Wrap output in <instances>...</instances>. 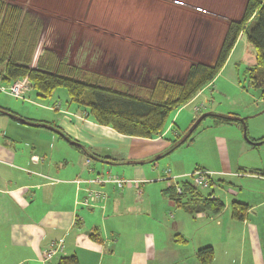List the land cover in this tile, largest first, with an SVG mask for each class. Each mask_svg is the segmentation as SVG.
<instances>
[{
  "label": "crops",
  "instance_id": "crops-1",
  "mask_svg": "<svg viewBox=\"0 0 264 264\" xmlns=\"http://www.w3.org/2000/svg\"><path fill=\"white\" fill-rule=\"evenodd\" d=\"M222 26L225 34L228 24ZM4 110L29 121L52 123L85 149L56 130L23 122ZM184 110L174 115L176 121ZM59 113V118L47 119L0 103V264H57L58 257L69 255H76L80 264H200L197 250L206 246L214 248L212 264H219V245L224 254L237 258V264H264V212L254 211L264 207V191L256 190L255 199H233L248 204L246 219L231 214L224 220L217 213L216 220H209L210 212L190 213L164 192L171 182L187 179L183 176L190 170L185 165L170 163V179L160 162L153 163L156 160L133 162L166 151L181 134V125L169 122L163 135L141 138L77 113ZM133 139L147 144L135 149ZM107 173L133 182L120 189L95 181ZM253 175L264 183V175ZM91 190H104L107 198L80 203ZM52 242L63 248L46 260ZM234 257L225 264H234Z\"/></svg>",
  "mask_w": 264,
  "mask_h": 264
},
{
  "label": "rangeland",
  "instance_id": "rangeland-1",
  "mask_svg": "<svg viewBox=\"0 0 264 264\" xmlns=\"http://www.w3.org/2000/svg\"><path fill=\"white\" fill-rule=\"evenodd\" d=\"M5 1L21 6L42 25L33 66L44 55L43 50L51 49L70 65L107 78L109 85L116 89L144 94L156 78L181 81L189 64L214 63L224 34L222 25L240 19L247 0ZM233 50L213 85L204 89L192 104L174 110L169 122L174 127L181 125L179 133H182L193 125L196 115L199 118L208 112H231L246 118L247 137L241 122L215 124L214 117L207 115L189 139L153 162H160L165 178L173 179L170 163L185 165L190 172L183 178L191 180V174L197 169L209 171L210 185L199 187L205 194L213 192L225 202L224 210L219 213L224 220L223 216H231L234 198L255 199L256 190L264 191V183L250 177L254 172L253 176L263 178L264 175V142L259 143L264 137V97L246 77L245 69L253 60L250 53L253 48L245 33L239 36ZM21 78L30 84L26 98L0 92L1 104L26 109L47 119L59 118V111L91 119L84 106L70 101L65 87H57L51 97L42 98L28 75ZM0 83L8 82L0 78ZM182 109L185 110L176 121L174 115ZM132 144L137 149L147 142L133 139ZM102 178L95 181L100 182L98 179ZM254 211L262 213L264 207ZM209 214L213 216L209 220L218 217ZM218 255L219 264L234 257L224 254L220 245ZM237 263L234 257V264Z\"/></svg>",
  "mask_w": 264,
  "mask_h": 264
},
{
  "label": "trees",
  "instance_id": "trees-1",
  "mask_svg": "<svg viewBox=\"0 0 264 264\" xmlns=\"http://www.w3.org/2000/svg\"><path fill=\"white\" fill-rule=\"evenodd\" d=\"M41 29L42 25L32 17L30 12L19 5L0 0V78L2 81L10 82L28 75L37 95L42 98L51 97L57 87H65L70 101L84 106L88 110V117L123 135L141 138L161 136L172 112L189 103L203 88L215 80L227 63L242 33H245L248 44L253 48L252 52L249 51L252 53L253 60L246 66V77L250 79L253 86L260 89L264 97V0H247L241 18L228 22L214 63L189 64L181 81L156 78L152 87L144 94L116 89L109 85L107 78L70 65L67 60L60 59L51 49L43 50L44 55L39 57L36 65L33 66L34 51L39 43ZM211 116L214 117L215 124L241 122L243 130L246 124V118L242 117L243 121H241L236 118L241 116L231 112L225 115L212 113ZM197 118L198 116L193 122ZM38 122L44 121L38 120ZM49 124L57 128L63 136L66 135L60 127ZM186 132L187 129L172 141L170 147L163 152L164 154L162 153L163 156L190 138L192 133L186 140L180 142V138ZM259 140L264 142V137ZM251 143L255 145L254 142ZM77 147L82 148L79 145ZM95 157L101 160L100 157L96 155ZM178 186L181 187V192H178ZM164 192L178 206H182L190 213L217 214L225 208L221 198L215 196L213 192L205 194L189 178L171 182ZM248 212V204L238 200L232 202L233 218L244 220ZM197 257L200 264H212L215 257L214 248L206 246L198 249ZM57 264H80V262L76 255H69L58 257Z\"/></svg>",
  "mask_w": 264,
  "mask_h": 264
},
{
  "label": "built area",
  "instance_id": "built-area-1",
  "mask_svg": "<svg viewBox=\"0 0 264 264\" xmlns=\"http://www.w3.org/2000/svg\"><path fill=\"white\" fill-rule=\"evenodd\" d=\"M28 89H30V84H28V82L23 78H18L8 83H0V92H4L15 97L26 98V92L28 91ZM89 161L90 159L88 158L86 162L89 163ZM209 174L210 172L207 170L197 169L191 175L194 184H196L197 186L208 187L211 180V175ZM98 181H100L101 183H113L120 189L123 188L125 184L133 182L132 180H128L117 175L111 176L110 173H108L106 177L98 179ZM177 190L178 192L182 191L181 187L179 186ZM82 198V200L80 199L79 201L80 203L84 205H91L96 201H104L107 198V194L104 190H91L87 191L86 194L82 196ZM62 248L63 245L60 242H52L45 251V259H52L57 254V252L62 250Z\"/></svg>",
  "mask_w": 264,
  "mask_h": 264
},
{
  "label": "water",
  "instance_id": "water-1",
  "mask_svg": "<svg viewBox=\"0 0 264 264\" xmlns=\"http://www.w3.org/2000/svg\"><path fill=\"white\" fill-rule=\"evenodd\" d=\"M7 112V114H9V115H12L13 117H15V118H18L19 120H21V121H23V122H29V123H31V124H34V125H41V126H45V127H47V128H51V129H53V130H56L57 131V128H55V127H53L52 125H50V124H48V123H45V122H34V121H29V120H25L24 118H21V117H19V116H17V115H15V114H13V113H11V112H8V111H6ZM213 112H208V113H205V114H203V115H201L199 118H197L196 119V121L193 123V125L188 129V131L180 138V142H183L184 140H186L187 138H188V136L194 131V129L196 128V126L199 124V122L203 119V118H205L207 115H211ZM218 114V113H217ZM219 115H225V114H219ZM236 118H238V119H240L241 121H243V118L242 117H236ZM57 132H59V131H57ZM69 141H71L73 144H76V145H79V146H81L82 148H84V146L81 144V143H79V142H77V141H75V140H73V139H71L70 137H68L67 135H64ZM244 136L245 137H247V128H246V124L244 125ZM261 141H259V143H260ZM255 143V142H254ZM85 149V148H84ZM88 154L91 156L92 154L91 153H89L88 152ZM164 154V153H163ZM163 154H158L157 156H155V157H153V158H151V159H149V160H145V161H133V162H136V163H141V162H149V161H153V160H157V159H159L160 157H162L163 156ZM94 158H97V157H95L94 155H92ZM98 159V158H97ZM105 161H107V162H110L109 160H105Z\"/></svg>",
  "mask_w": 264,
  "mask_h": 264
}]
</instances>
